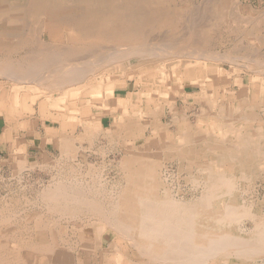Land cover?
<instances>
[{
	"label": "rangeland",
	"instance_id": "1",
	"mask_svg": "<svg viewBox=\"0 0 264 264\" xmlns=\"http://www.w3.org/2000/svg\"><path fill=\"white\" fill-rule=\"evenodd\" d=\"M22 1H0V41L2 42L0 43V63L2 65V61L4 60H9L13 63H18L20 60L21 62H25L31 54H38L36 49L41 51L42 48H48L49 46L48 49L51 50H49L51 57L58 58L55 65L58 66L59 64L60 66L61 63L65 66V69L70 63H72L70 66L78 67L80 64V67H84V65L86 67L98 64L103 54H106V51L113 52L116 49H126L129 47L123 43L117 44V41L111 40V38L106 39L108 38V34L101 37L87 34L91 26H83V23L91 15L83 12V17L81 18L77 9L82 5L83 7H88L86 2L92 0ZM94 1L103 2L101 7H106L110 10V19L112 21L119 19V25L126 24L127 30L124 33L127 34L126 39L131 40L127 44H131L132 47L134 44L135 46L140 44V47L145 45L144 48L149 49H152V47L153 49H160L162 47L159 54L163 50H166L163 52L164 54H155V56L150 57H135L123 61L120 60L113 64H105L100 68L95 67L93 71L89 69L87 70L89 73L82 74L81 76L83 77H79V82L64 87L49 86V84L53 85V83L49 82L51 81L50 78L48 84L42 85L36 76H34L36 79L33 78L31 80L32 82L28 79L25 81L23 76L18 77L19 73L16 71H12L13 75H10V73H6L5 75V71L3 70V72L0 69V102L2 101L4 105L7 103L8 107H13L12 109L7 107L8 110L0 107V225L5 223L3 220L7 218L9 224L15 226L14 230L16 234L18 233L17 236L23 239L28 238L31 232L35 230L34 226L36 224V220L32 217L29 219V216L39 212L40 219L38 220L41 221V225L46 226L44 234L48 242L61 248H70V251L73 250V264H108L109 260H105V262L101 260L100 258L102 257L98 256L100 250H96L90 244L84 243L86 241L83 238L84 226L82 229V224L85 223L84 220H88L87 217L83 216L84 219L81 222V215L72 217L49 211V205L46 206L44 198L40 197L48 188H53V186L59 184L56 183L60 182L59 180L71 186L85 180L90 187L93 186L90 190L86 189L87 193L93 188L94 190L92 191L99 189L98 191L96 190V193L91 191L92 193L90 192L89 194L101 200L106 194L115 197L124 188L126 189L134 184L132 177L139 179L140 177L138 176L140 174H145L147 175L145 179H148L151 177L150 174H158V176H162L163 182H160L163 185L166 183L165 186L174 192L173 194L176 198L181 195L186 198H192L197 196L206 185L203 182L200 169L198 170L197 165H190L191 162L187 160V157L183 158L181 151H173L168 145L160 147L156 142L164 134V131L166 132V129H169L171 137L179 135L182 128V119L174 120L172 116L175 118L179 117V114L183 112L182 114H187V121L189 120L192 124H197L200 116L204 114L203 116L206 117H202L201 123L203 121V126L201 127L205 130L217 127L215 131L222 132L221 138L225 141L226 146H229V140L233 137L232 135L235 130L251 123V119L249 121L246 118L250 116L248 112L252 110L254 114L262 116L264 120V92L259 87L260 85L264 86V64H262L264 63V0ZM77 4H80V6H77ZM72 7L74 8L72 9ZM57 8H59L58 11H56ZM60 8H62L61 11ZM157 17H159V20ZM136 19L142 22L144 26L145 33L142 35L137 34V32L139 33L142 30H138L133 24ZM59 20L61 23L58 22ZM2 21L5 22L3 23ZM46 25L48 26L46 27ZM147 31L148 35L146 34ZM23 40L25 41L23 42ZM10 42L11 44L12 42L15 43L11 45ZM150 42L151 45H149ZM165 46H169L168 49L173 50H168V53ZM75 47L77 48V52L73 50ZM67 48H71V51L73 50L72 52L74 53L76 52L75 54L73 53V56L71 55L73 58L70 57V59L72 60H69V57L67 59V56L65 57L66 53L62 56L68 50ZM197 50L200 51L199 56L206 55L200 61L186 55L185 58L182 56L184 52L189 54L187 52L192 53ZM157 56L160 57L158 58ZM212 57L214 59L216 57L218 61ZM156 58L158 59L155 60ZM209 58L211 59L209 60ZM193 60L194 64L200 63V65H206L215 71L217 68L220 69V72L217 71L216 74L211 71L213 77L221 78L217 80L218 85L216 86L214 100H217V105L223 104V106L226 105L228 108L238 105L240 106L238 111L235 108L234 112L231 111L228 114V117L226 115L225 118L223 116L214 117L213 114L216 113L217 108H209L212 105L209 103V101H212L211 98L205 96V93H200L205 92V89L201 87V84L191 82V79H184L188 87L186 88L188 102L181 97V94L186 92L182 87V93L179 92L176 96V112L171 115L169 113L171 112L170 102L166 100L164 95H161L159 101L162 103L161 110L163 111L158 116L163 115L159 122L165 130H159V134H155L152 132L154 119L151 121L147 116H133L132 114L133 119L124 123V121H121L123 119L121 117L125 118L126 115L129 117V112L112 107L111 104H100L101 98H94L95 92H92V89L98 83L113 84L112 82H117L114 87L115 93L118 94L117 96L133 99V103L138 104L141 88L146 89L145 92H148V85L156 86L157 83L160 84L157 77L154 76V69L160 70L165 65L168 67V71H171L169 70L170 67L177 66V64H182L181 66H183ZM74 62L76 64L73 65ZM26 63L28 64V61ZM183 75L186 78L188 73L184 71ZM249 76L253 80L248 79ZM141 78L142 81L139 82L138 79ZM251 80L257 86L250 91L249 97L246 96L244 98L242 95L240 96L242 99L237 101L240 99L236 98V94H238V90L240 89L239 83H251ZM98 92L99 90L96 93ZM255 93L258 96L255 97L257 95ZM145 97L147 99L148 97L155 99L156 95L150 91ZM169 98H172V96ZM225 99L228 100L225 102ZM95 104L97 105L95 106ZM145 109L146 107L143 105V110L145 111ZM209 109L210 112L208 113L207 110L209 111ZM211 111H213L212 114ZM5 114L11 115L12 118H8ZM56 117L60 119L59 124L54 121ZM113 117L116 118V121L120 122L118 123L117 131H112L109 135L103 133L104 131L109 133L113 129ZM170 118H173V122ZM11 119L13 123H11ZM98 121L101 126L98 124ZM252 124H255V127H259L260 121H255ZM93 128H98L99 130L97 129L98 131L96 132ZM50 135L53 136L50 137ZM211 135L213 136V134ZM178 142H180L179 137ZM226 146L220 149V152L216 156L207 155V152L203 151L207 160L215 158V160L221 162L218 167L222 170L223 175L229 173L228 157H224L228 148ZM184 150H187L185 146ZM256 163L257 167L254 168V171H252L251 165H245L247 168L244 171H241L240 168H238V172L235 171L238 173V179L235 182L237 186L235 189L237 190L235 192L240 195L239 199L250 210V214L241 213L237 220L240 229L243 232L246 231V233L252 230L256 224L264 222V160H260L257 156L255 158ZM79 174L81 175L79 176ZM243 175H245L244 178ZM164 177H167L166 181ZM200 181L203 183H200ZM115 184L117 185L115 186ZM1 210L2 212H6L1 213ZM89 219L94 221L91 215H89ZM77 222L80 224L78 225ZM61 237L63 240L60 239ZM114 237L113 230L108 229L104 235V246L108 245ZM35 239L37 241V238ZM254 259L255 262L253 259H251L252 261L250 259H239V257L237 258V256L232 255L227 259L224 257L220 258L217 264H264V257L260 258L258 256ZM117 262L119 264V261H110L109 263L117 264Z\"/></svg>",
	"mask_w": 264,
	"mask_h": 264
},
{
	"label": "bare ground",
	"instance_id": "2",
	"mask_svg": "<svg viewBox=\"0 0 264 264\" xmlns=\"http://www.w3.org/2000/svg\"><path fill=\"white\" fill-rule=\"evenodd\" d=\"M23 1H25V0H23ZM86 3L88 4V7H85V6L83 7V5L80 6V4H82V3H80V4H77V6H80V8L79 9L76 8V9L79 10L78 13H80L81 18L83 17V12H86L89 15H91L83 23V26H88V27L91 26V29L89 30V32L87 34H89V35L92 34L91 36H98V37H101L103 35L108 34V38H106V39L111 38V40L117 41V44L123 43V44H126V46L128 45L129 47H127L126 49L125 48L116 49L113 52L106 51L105 52L106 54H103V57H101L102 58V59H100L101 61L99 60L98 64L97 63L93 64V66L90 65V66L85 67V65H84V67L83 66L80 67V64H79V66L76 67V66H70L72 64V63H70V64H68V66L65 69V66L62 65L61 63H60V66L58 63H57L58 66L55 65V62H56V60H58V58L56 57L57 58L56 59V58L51 57V55H50L51 50L48 49L49 48V46H48V48L47 47L42 48L41 51L36 49L37 50L36 52L38 54L34 53V55L36 54L35 56L32 55L30 52L29 53L31 54V56H28L30 54L27 53L28 57L27 56L26 57H27L28 64L27 63L25 64V62H27V61L21 62V60H20V62L17 61L18 63H15V62L13 63L12 61L4 60V61H2L3 65L0 63L1 64L0 69H2V71L3 70L5 71V72L3 71L5 73V75H6V73H10V75H11L12 71H14V72L16 71L20 74V75L18 74V77L23 76V79H25V81H26V79L31 81L34 78V76H36L39 78V83L42 85L46 84V83L48 84V81L50 78L51 81H49V82L53 83V85L49 84V86L54 87V85H56L58 87H64V86H67L70 84H75L76 82H79L78 81V80H80L79 77H83V76H81L82 74L84 75L86 73H89V71H87L89 69L93 71V68H95V67L100 68V67L104 66L105 64H113V63H116L117 61H120V60L123 61L126 59L135 58V57L155 56V54H159V51L162 50L161 49L162 47L160 49H153V47H152V49L151 48L149 49V48H144V46H145L144 44H143L144 46H142V47L139 46L140 44L138 46H135V44H134L133 47L131 44H127V43H130L131 40H127L126 39L127 34L124 33L127 30L126 24H120L119 25V23H118L119 19L113 20V21H115V22H113L110 19V15H111L110 10L106 7H101L103 2H97V1L92 0V1H87ZM73 8L74 7H72V9ZM58 9L59 8H57V10L56 9L55 10L58 11ZM61 9L62 8H60V11H61ZM15 13H16V11H15ZM64 13H66V12H64ZM68 13H69V11H68ZM1 14H3V13H1ZM54 14H56V13H54ZM54 14H52V15H54ZM7 15H8V12H7ZM52 15H50V16H52ZM47 16H48V14H47ZM54 16H56V15H54ZM148 16H149V14H148ZM2 17H4V16L2 15ZM59 17H63V16H59ZM77 17H78V15H77ZM157 18L159 20V17H157ZM74 19L77 20L76 17H74ZM56 21H57V19H56ZM58 22H60V20ZM144 22H145V20H144ZM6 24L8 25L7 22H6ZM133 24H134L135 28H137L138 30H142L139 32L140 34L137 32L138 35H142L145 33V31L143 29L144 26H143L142 22H139L136 19ZM47 26L48 25H46V27ZM70 26H71V24H70ZM11 29H13V28H11ZM63 32H64V30H63ZM146 34L148 35V31ZM24 36H26V35H24ZM180 38H178V39H180ZM149 39H151V38H149ZM164 39H165V37H164ZM148 40H146V41H148ZM24 41L25 40H23V42ZM4 42H5V40H4ZM6 42H7V40H6ZM239 42H241V41H239ZM0 43H2V42L0 41ZM13 43H15V42H12V44ZM10 44H11V42H10ZM149 45H151V42ZM81 46H83V45H81ZM24 47H25V45H24ZM107 47H109V46H107ZM110 47H111V45H110ZM165 47H167V46H165ZM168 47H167V52L169 53L168 50H170V49H168ZM170 47L173 48V46H171V45H170ZM11 48H12V46H11ZM239 48H241V47H239ZM76 49L77 48L75 47V49H73V50L76 51ZM172 50H170V51H172ZM72 51L70 48V49L66 50V52H64V54H62V56L65 55V53H66L67 55H65V57L67 56L66 57L67 59L69 57V60H72V59H70V57H72L73 53H74ZM164 51H166V50H163L161 53H163ZM199 52H200L199 50L193 51L192 53L187 52L189 54H186L184 52V53H182V56H184V58H185V55H186L188 57H191V58H194V59H197L198 61H200V59L206 55L202 56L200 54L201 56H199L198 55ZM161 53L159 55H161ZM251 53H250V55H251ZM59 55H60V53H59ZM178 55H180V54H178ZM178 55H176V56H178ZM207 55H208V53H207ZM162 56H166V55H162ZM174 56H175V54H174ZM238 57H239V55H238ZM249 57H251V56H249ZM252 57H253V55H252ZM158 58H156L155 60H157ZM210 59L211 58H209V60ZM215 59H216V57H215ZM148 60H150V59H148ZM181 60H182V58H181ZM216 61H218V60L216 59ZM180 62H182V61H180ZM78 63H80V62H78ZM74 64H76V63L74 62L73 65ZM262 64H264V63H262ZM181 65L177 64V66L170 67L169 70H171V71H168V67L165 65L160 70H157V68L154 69L153 70L154 76L157 77V80H159L158 82L160 84L157 83L156 86L155 85H153V86L148 85V92H145L146 89L141 88V93H140V97L138 100V104H134L133 99L131 100V99H128L127 97L117 96L118 94L115 93V89H114L115 84H117V82H112L113 84L98 83V85H96V87H94L92 89V92H95L94 98H96V99L101 98L100 104H103V105L111 104L112 107L123 109L124 111L129 112V117H128V115H126L125 118L123 116L121 117V118H123L121 121H124V123H126L125 121H131L133 119L132 114H133V116L134 115H137V116L141 115L143 117L147 116L149 118V120H151V121H152V119H154V124L152 125L153 126L152 132H154L155 134H159V130H165L164 127L159 122V120H161L162 119L161 117L163 116V115L160 117L158 116L161 113V111H163V110H161V108H162L161 104L162 103L159 101V97L161 95H164L166 100L168 102H170L169 104L171 106V108H170L171 112H169V113L172 115L174 112H176L175 111L176 96L178 95L179 92L182 93V89H181L182 87L185 90H186V88H188L186 86V82H185L186 80L184 81V79H188V80L191 79L190 80L191 82L199 84V85L201 84V87H203L205 89V92H200V93H205L204 94L205 96H209V98H211L212 101H209V103L212 104L213 106L211 105V107H209V108H215L216 107L218 109V110L216 109V113L213 114L214 117L223 116L225 118V115L228 117V114L231 113V111L234 112L235 108L237 111L240 109V106H238V105L228 108L226 105L223 106V104H218V105L216 104L217 100H214V95H215L216 86L218 85L217 80H219L221 78H217V77L215 78L211 74H213V73L216 74L217 71L220 72V69L217 68V70L215 71L212 68L210 69L206 65H202V64L200 65V63L194 64V60L192 62H189L188 64L183 65V66H181ZM198 65H200V66H198ZM184 71H186L188 73V76L186 78L183 77ZM261 73H262V71H261ZM16 75H17V73H16ZM36 77L34 79H36ZM132 77H133V74H132ZM248 79H252V77L249 76ZM138 80L140 82V81H142V78L138 79ZM252 80H251V83H247V82H245L244 84H243V82L239 83L240 89L238 90V94H236V98H240V99H238L237 101H240L242 99L240 97L242 95L244 96V98L246 96L249 97V93H251L250 91L253 90L254 87L257 86V84L252 82ZM34 82L36 83V81H34ZM39 83H37V84H39ZM46 87H48V86H46ZM259 87L262 89L261 91L264 92V86L260 85ZM98 90H99V92L96 93ZM41 91H43V90H41ZM150 91L152 94L154 93L156 95L155 99L153 97H148V99L146 97H145L146 99L144 98V96H146ZM187 93L188 92L186 90V92L184 94H181V97L183 98V100H186V102H188V94ZM255 94H257V93H255ZM170 96H172V98H169ZM227 96H226V98H227ZM256 96H258V94L255 95V97ZM227 100L228 99H225V102ZM75 102H77V101H75ZM96 105L97 104H95V106ZM143 105H145V107H146L145 111L143 110ZM0 107L4 110H8V108H11V109L13 108L12 106L8 107L7 103L4 105V103L2 101L0 102ZM203 111H204V109H203ZM207 112L209 113L210 109H209V111L207 110ZM233 112H232V114H233ZM182 113H180L179 117H176V118L174 116H172L174 118V120H181L182 119V123H181L182 128H181V131L179 132V135L177 137H175V136L171 137V135L169 134V129H166V132L164 131V134H162L156 142L160 147L162 145L163 146L168 145V147L170 146V148L173 149V151L174 150L175 151H181L183 158L187 157V160L191 162L190 165L194 164V165L198 166V170L200 169V173L202 174V177H203L202 178L203 182L206 185H205L204 189L197 196L192 197V198H186V197H183L182 195L181 196L177 195L178 198H176L175 195L173 194L174 192L165 186L166 183H165V185H163V183H161V182H163L162 176H158V174L157 175H153V174L151 175L150 174L151 177H149V178L147 177L148 179H145V176H147V175L140 174L141 176L140 175L138 176L141 178V179L139 178L140 180L137 179L136 177H134V178L132 177L134 184L127 187L126 189L124 188L122 191H120V194H118L115 197L109 196L110 194L108 195L104 191V193L106 195L104 194L105 197L104 198L102 197L103 199H101V200H100V198H95V197H93L94 195L92 196L91 194H89L92 190H94V188L91 189V191H88V193H87L86 189L90 190V188H92L93 186L90 187V185L87 184L85 180H82L80 182L77 181L78 183L76 182L77 184L74 186L65 184L61 180H59L60 182H56L59 184H57L56 186H53V188H51V187L48 188L43 193V195L42 194L40 195V197L44 198V202H45V204H47L46 206L49 205V207H48L49 211L52 213H58V214L61 213V214L69 215L72 217L81 215L82 216V217H80L81 222L84 219L83 216L85 218L87 217L88 220L87 221L84 220L85 225L82 224V229L84 226V230H83L84 237L83 238L85 239L84 241H86L84 243L90 244L91 247H93L96 250H100L98 252L99 253L98 256L102 257L100 259L104 260V262H105V260H109V262L110 261H114V262L119 261V264H217V262H219L218 260H220V258L222 259L224 257L227 259L228 257H230L232 255L237 256V258L239 257V259L240 258L247 259V260L253 259L254 262H255L254 258H256V257H258V256H260V258L264 257V222L256 224V226L253 229L251 228L252 230H250L247 233H246V231L243 232L240 229V227L238 226L239 225L238 221H237L238 216L241 213L242 214L243 213H249L250 214V210L248 209L247 205L244 204L243 201H241V199H239L240 195H238L237 192H235L237 190V189H235V187L237 188V186L235 185V182L238 179L237 178L238 173H236L239 170L238 168H240L241 171H244L247 168L245 165H247V166L251 165L252 171H254L255 170L254 168L257 167V163L255 164V158L258 156L260 158V160H264V125H263L264 120H263V117L260 115L254 114L252 110H251V112H248L250 116L249 117L245 116V117L247 119H249V121L251 119V123L249 125L243 126L242 128L240 127L238 130H235V132L232 135L233 137H231L229 140L230 143L227 142V143H229V146H226L225 141L223 140V138H221V135H223L222 132L219 133V132L215 131V129L217 127L216 128L212 127L211 129H206V130L201 127V126H203V124H202L203 121L201 123V120L204 117H206V116H203L204 114H202L200 116L197 124H192L189 120L187 121V119H188L187 114L186 113L182 114ZM212 113H213V111H211V114ZM232 114H231V116H232ZM5 115H7L8 118H12V116L9 114H5ZM223 117H221V118H223ZM100 118H101V116H100ZM173 118L172 119L170 118L172 122H173ZM139 120H140V118H139ZM10 121H11V123H13L12 119ZM54 121H56L58 124L60 123V119L58 117L54 118ZM255 121H260L259 127H255L254 126L255 124L254 125L252 124ZM100 122H102V121H100ZM112 122H113V129L112 130L110 129L111 131L109 133L106 131H104L103 133H107L109 135V134H111L112 131L113 132L117 131L118 123H120V122L116 121V118H114V117L112 118ZM214 122H216V121H214ZM204 123H206V122H204ZM98 124H100L99 121H98ZM136 125H138V124H136ZM92 126H93V124H92ZM96 126H97V124H96ZM100 126H101V124H100ZM100 126H98V127H100ZM131 128H132V126H131ZM93 129H95V128H93ZM97 129L98 128L95 129L96 132L99 130V129L98 130ZM92 131H94V130H92ZM54 132H56V131H54ZM87 134H88V132H87ZM211 134H213V136ZM89 135H91V134H89ZM98 135H99V133H98ZM51 136H53V135H50V137ZM153 136H156V135H153ZM178 137H179L180 142H178ZM145 144H146V142H145ZM184 146L187 148L186 151L184 150ZM225 146H226V148L228 147L224 157L225 158L228 157L227 163L229 164V166H228L229 173L223 175L222 170H220V167H218L221 162L219 160H215V158H213L211 160H207V158L203 154V151L205 150L207 152L206 153L207 155L210 154V155L216 156L220 152V149L224 148ZM125 149H128V148H125ZM141 150L143 151V149H141ZM221 151L223 152V150H221ZM135 154H137V153H135ZM154 154H156V153H154ZM157 155L160 156L159 154H157ZM224 164H226V163H224ZM159 170L161 171V169H159ZM134 171H136V170H134ZM203 173H204V175H203ZM245 173H247V172H245ZM80 175L81 174H79V176ZM87 175H88V173H87ZM244 176L245 175H243V178H244ZM164 178L166 181L167 177H164ZM57 179H59V178H57ZM57 179H56V181H57ZM94 180H96V179H94ZM201 181H200V183H203ZM117 184H119V183H117ZM117 184H115V186ZM96 190L92 191V192L96 193L99 189L97 191ZM48 208H47V210H48ZM5 212H2V210H1V213H5ZM89 215L92 216V219H94V221L89 219ZM31 217L36 220L37 225L35 224V226H34L35 230H33L31 232L29 237L24 238V239L17 236L18 233L16 234L15 233L16 231L14 230L15 226H13V224L12 225L9 224V221L7 218L4 219V217H2L4 219L3 221L5 223H3V221H2L3 224L0 225L1 226L0 227V264H73V260H74L73 253H72L73 250L70 251L69 250L70 248L69 249L61 248L55 244L52 245L51 243H49L47 240V237L44 234V229L46 226L41 225V221L38 220V219H40L39 218V212H36V214L33 213L32 216H29V219ZM10 220H11V218H10ZM79 224L80 223H78V225ZM54 228H55V226H54ZM108 229L113 230L115 237L108 243V245L104 246V244H103L104 235L106 234ZM55 233H56V231H55ZM49 237H51V236H49ZM54 237H55V235H54ZM35 238H37V241ZM60 239L63 240L62 237ZM64 244H66V243H64ZM109 262H108V264H111ZM117 264H118V262H117Z\"/></svg>",
	"mask_w": 264,
	"mask_h": 264
}]
</instances>
